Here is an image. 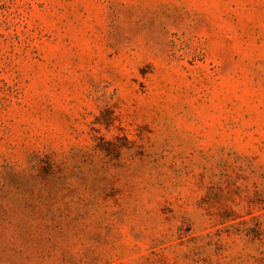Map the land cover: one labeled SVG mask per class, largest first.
I'll return each instance as SVG.
<instances>
[{"label": "rangeland", "instance_id": "374dc122", "mask_svg": "<svg viewBox=\"0 0 264 264\" xmlns=\"http://www.w3.org/2000/svg\"><path fill=\"white\" fill-rule=\"evenodd\" d=\"M0 264H264V0H0Z\"/></svg>", "mask_w": 264, "mask_h": 264}]
</instances>
